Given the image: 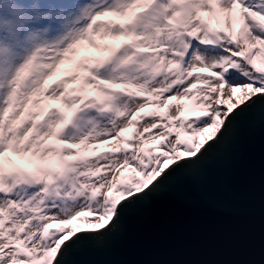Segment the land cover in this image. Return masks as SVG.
Wrapping results in <instances>:
<instances>
[{
  "label": "snow or ice",
  "instance_id": "snow-or-ice-1",
  "mask_svg": "<svg viewBox=\"0 0 264 264\" xmlns=\"http://www.w3.org/2000/svg\"><path fill=\"white\" fill-rule=\"evenodd\" d=\"M253 116L264 0H0V264H81Z\"/></svg>",
  "mask_w": 264,
  "mask_h": 264
},
{
  "label": "water",
  "instance_id": "water-1",
  "mask_svg": "<svg viewBox=\"0 0 264 264\" xmlns=\"http://www.w3.org/2000/svg\"><path fill=\"white\" fill-rule=\"evenodd\" d=\"M81 264H264V124L245 121L199 176L129 214Z\"/></svg>",
  "mask_w": 264,
  "mask_h": 264
},
{
  "label": "rangeland",
  "instance_id": "rangeland-1",
  "mask_svg": "<svg viewBox=\"0 0 264 264\" xmlns=\"http://www.w3.org/2000/svg\"><path fill=\"white\" fill-rule=\"evenodd\" d=\"M89 50H90V49H87V48H86L84 51L86 52V51H89ZM65 67H68V66H65ZM19 162H20V161H19ZM20 163H22V162H20Z\"/></svg>",
  "mask_w": 264,
  "mask_h": 264
}]
</instances>
